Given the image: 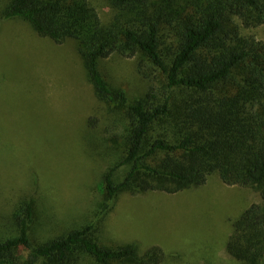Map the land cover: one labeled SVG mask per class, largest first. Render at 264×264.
Instances as JSON below:
<instances>
[{
  "label": "trees",
  "instance_id": "trees-1",
  "mask_svg": "<svg viewBox=\"0 0 264 264\" xmlns=\"http://www.w3.org/2000/svg\"><path fill=\"white\" fill-rule=\"evenodd\" d=\"M8 0L5 19H23L56 42L78 43L97 96L124 104L126 124L113 136L110 165L98 185L108 214L123 192L175 194L218 174L252 188L260 203L234 222L226 248L243 264L264 261V41L242 28L264 25V0ZM114 54L136 58L149 90L129 101L101 69ZM123 125V124H122ZM129 167L120 182L121 167ZM16 233L0 238V264H163L159 246H109L103 219L34 240L38 215L24 203ZM46 237V236H45Z\"/></svg>",
  "mask_w": 264,
  "mask_h": 264
},
{
  "label": "rangeland",
  "instance_id": "rangeland-1",
  "mask_svg": "<svg viewBox=\"0 0 264 264\" xmlns=\"http://www.w3.org/2000/svg\"><path fill=\"white\" fill-rule=\"evenodd\" d=\"M7 4L0 0V238L16 233L15 217L32 202L34 240L102 218L107 245L159 246L163 264H243L226 244L233 222L261 197L252 188L225 184L217 173L205 185L175 194L123 192L101 216L105 198L98 185L117 161L111 149H124L113 136L127 122L126 107L97 96L75 40L59 43L23 19H5ZM93 4L103 21L111 18L108 2ZM242 33L264 41V25ZM101 69L129 101L150 88L136 58L114 54ZM128 170L121 167L116 182Z\"/></svg>",
  "mask_w": 264,
  "mask_h": 264
}]
</instances>
